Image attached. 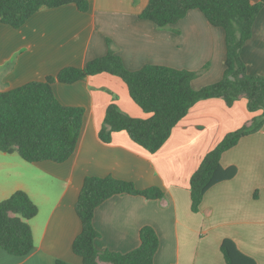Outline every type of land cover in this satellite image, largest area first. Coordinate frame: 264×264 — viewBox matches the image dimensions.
<instances>
[{
	"label": "crops",
	"instance_id": "1",
	"mask_svg": "<svg viewBox=\"0 0 264 264\" xmlns=\"http://www.w3.org/2000/svg\"><path fill=\"white\" fill-rule=\"evenodd\" d=\"M89 1L86 12L68 4L42 8L20 28L0 24V92L44 81L65 67L82 68L110 50L131 71L148 64L195 71V89L222 79L226 33L200 10L162 28L140 18L149 0ZM241 56L250 74L264 75V8ZM53 89L62 104L84 107L80 139L67 161L36 162L28 176H17L16 190L26 191L39 207L30 221L35 246L25 256L0 250V264H83L73 251L82 231L76 202L87 176L109 175L132 181L138 189L158 186L165 195L118 194L99 205L93 220L98 250L129 252L140 245L141 228L151 225L160 239L154 264H226L221 243L227 237L264 264V126L223 154L222 165H235L236 176L210 188L199 212L191 207V177L205 155L227 133L262 114L248 109L245 96L232 106L221 97L198 101L151 153L126 131L115 132L110 143L99 138L112 102L133 117L151 115L133 100L120 77L104 72L74 83L56 81Z\"/></svg>",
	"mask_w": 264,
	"mask_h": 264
},
{
	"label": "trees",
	"instance_id": "2",
	"mask_svg": "<svg viewBox=\"0 0 264 264\" xmlns=\"http://www.w3.org/2000/svg\"><path fill=\"white\" fill-rule=\"evenodd\" d=\"M75 4L80 11L90 9L89 0H0V24L22 27L42 8ZM264 8V0H149L140 18L166 27L184 18L190 10H200L208 21L226 33V68L221 80L200 89L192 86L198 73L166 65L148 64L140 70L127 69L122 58L110 50L84 67H65L56 76L44 81H30L0 92V151L17 152L25 161L63 163L75 153L82 132L85 109L66 106L57 98L53 84L74 83L100 73L120 77L128 86L133 100L148 118L133 117L116 102L106 110L99 138L110 143L113 134L126 131L132 140L151 153L157 152L170 138L174 127L198 101L221 97L232 106L241 96L247 98L251 112L262 111L250 123L231 131L209 151L191 177V207L201 210L207 191L214 185L230 180L238 173L235 165L224 167L223 154L240 140L264 126V75H253L241 56L244 44L252 37L254 23ZM118 194L140 195L161 199L164 190L158 186L138 189L132 181L109 176H87L76 202L82 231L73 242V251L83 264H154L160 245L159 236L151 225L140 230V245L126 253L100 251L95 246L99 233L94 227L96 208ZM209 211L205 215H209ZM39 213L38 205L29 194L16 190L0 201V250L15 256L29 254L35 246L30 220ZM226 264H258L243 253L232 238L221 243ZM56 264H69L58 260Z\"/></svg>",
	"mask_w": 264,
	"mask_h": 264
},
{
	"label": "rangeland",
	"instance_id": "3",
	"mask_svg": "<svg viewBox=\"0 0 264 264\" xmlns=\"http://www.w3.org/2000/svg\"><path fill=\"white\" fill-rule=\"evenodd\" d=\"M33 169V163L25 161L17 152L0 151V201L16 191V180L19 179L17 177L19 173L24 172V177H26Z\"/></svg>",
	"mask_w": 264,
	"mask_h": 264
}]
</instances>
